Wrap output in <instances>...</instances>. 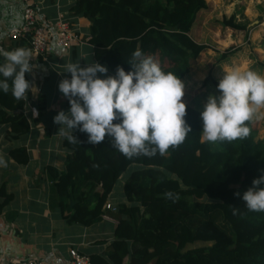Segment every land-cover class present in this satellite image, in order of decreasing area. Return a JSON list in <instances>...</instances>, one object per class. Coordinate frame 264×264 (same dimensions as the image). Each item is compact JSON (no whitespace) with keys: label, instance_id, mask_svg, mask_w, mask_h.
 Listing matches in <instances>:
<instances>
[{"label":"trees","instance_id":"trees-1","mask_svg":"<svg viewBox=\"0 0 264 264\" xmlns=\"http://www.w3.org/2000/svg\"><path fill=\"white\" fill-rule=\"evenodd\" d=\"M208 7L207 0H78L71 10L91 21L95 59L113 74L118 67L131 71L128 63L139 50L182 79L212 49L191 35L199 12ZM222 22L246 32L235 14ZM29 46L30 36L10 39L8 50ZM236 51L230 47L220 52L219 60ZM4 62L0 56V64ZM208 79L218 85L211 71ZM8 83L9 91H0V125L10 127L6 139L16 141L28 134L30 123L25 97L15 99L11 79ZM46 103L40 97L39 110ZM186 105L192 131L164 155L129 158L109 138L90 144L88 135L76 128L64 140L69 151L65 169L47 167L52 206L68 212V223L84 226L102 219L110 194L132 168L123 184L125 201L116 204V213L109 212L116 220L114 238L103 254L92 257L93 264H264V211L248 210L242 199L253 179L264 174V138L258 137L257 123L253 118L246 122L245 138L208 142L202 134V111ZM10 154L18 164L30 160L25 147H14ZM0 195L5 197L1 215L11 196L3 185Z\"/></svg>","mask_w":264,"mask_h":264},{"label":"clouds","instance_id":"clouds-1","mask_svg":"<svg viewBox=\"0 0 264 264\" xmlns=\"http://www.w3.org/2000/svg\"><path fill=\"white\" fill-rule=\"evenodd\" d=\"M0 91L21 100L31 85L25 73L31 71V54L25 48L0 49ZM131 71L118 67L116 74L101 78L108 69L100 63L68 64L71 79L62 80L59 90L69 98L70 109L60 111L54 122L69 130L79 128L90 144L109 138L112 147L126 157L164 155L183 143L191 127L187 124L185 84L174 72L165 71L152 56L137 50ZM219 95L210 94L200 113L203 139L208 142L234 141L249 134L246 124L264 107V75L234 68L225 72L217 85ZM33 116L39 113L35 109ZM114 121H119L114 123ZM58 132V133H59ZM73 137H69L72 139ZM0 159V165H4ZM173 198L172 193H166ZM236 195H240L236 193ZM250 211H264V174L253 179L242 195Z\"/></svg>","mask_w":264,"mask_h":264},{"label":"crops","instance_id":"crops-1","mask_svg":"<svg viewBox=\"0 0 264 264\" xmlns=\"http://www.w3.org/2000/svg\"><path fill=\"white\" fill-rule=\"evenodd\" d=\"M32 1L41 22L54 25L57 18L62 16L83 36V41L70 49H56L48 60L43 62L28 49L31 54V71L26 72V75L31 88L25 96L24 111L30 123V130L25 137L9 141L6 139V133L10 127L0 125V159L5 162L4 165H0V186L3 185L7 195L11 196L0 215V264H13L27 259H35L42 264H70L71 249L90 257L103 254L112 242L116 229V222L103 216L99 222L91 226L68 223L66 219L68 212L62 213L51 204V183L47 179L48 166L60 171L65 169L69 151L64 147V140L76 129L62 127L59 132L61 125L54 122V117L60 111L70 109L69 98L59 90L58 85L65 78L71 77L70 73L65 72L68 64L80 62L81 67H86L88 63L97 61L93 45L90 43L91 21L71 10L78 0ZM212 1L215 2L207 0L208 9L213 6ZM237 1L229 0L232 5L225 6L233 7ZM208 9L199 12L196 22ZM23 11V0H0V49L14 50H8L10 43L8 35L22 24ZM233 14L237 18L235 11L231 15ZM261 18L264 19V16ZM237 22L244 23L239 19ZM262 42L263 37L259 43L251 37L250 44H256L260 48H254L255 54L250 52L253 56L248 57L251 63L247 65V70H253L260 75H264ZM255 64H258V67L253 69L252 66ZM98 75L105 78L106 75L115 74L108 69L107 74ZM42 96L47 102L46 108L39 110L38 102ZM33 109L38 111V116L32 115ZM254 117L263 121L264 107L258 110L253 119ZM263 136H259L258 133L259 138L262 139ZM14 147L27 149L30 156L27 164H18L11 157L10 149ZM123 179L125 182L124 177L120 180ZM4 200L5 197L0 195V203Z\"/></svg>","mask_w":264,"mask_h":264},{"label":"rangeland","instance_id":"rangeland-1","mask_svg":"<svg viewBox=\"0 0 264 264\" xmlns=\"http://www.w3.org/2000/svg\"><path fill=\"white\" fill-rule=\"evenodd\" d=\"M212 5L210 9L199 16L191 32L196 41L206 43L212 49L204 51L193 62L189 73L181 79L185 84V96L182 99L186 104L200 111L203 110L210 94L219 95L217 86L212 79L205 80L209 72L211 71L212 77L219 83L225 72L234 68L247 70V65L251 63L248 57L253 56L250 55V52L255 54L254 48H260L256 44H250L251 37H254V41L257 43L261 37H264V30H261L264 28V19L261 18L264 16V0H238L237 4H233V7L225 6L232 5L229 0H215V2L212 1ZM234 11L237 14V19L246 23V32L233 31L223 24V18L225 16L230 17ZM230 47H237L236 53L227 60H219L220 52L223 53ZM252 67L256 69L258 64ZM254 120L257 123L259 136H263L264 120H258L256 117ZM131 170L132 168L128 169L122 177L127 178ZM123 184L124 179L119 180L108 198L114 204L125 199Z\"/></svg>","mask_w":264,"mask_h":264},{"label":"built area","instance_id":"built-area-1","mask_svg":"<svg viewBox=\"0 0 264 264\" xmlns=\"http://www.w3.org/2000/svg\"><path fill=\"white\" fill-rule=\"evenodd\" d=\"M24 11L22 24L9 32L11 40H18L30 36L29 50L37 57L42 56L45 60L56 49H70L83 41V36L78 33L68 21L59 16L54 25L41 22L38 10L32 0H23ZM71 79V77L65 78ZM103 217L107 220L116 221L109 212H117L116 205L107 202ZM111 216V217H110ZM70 264H93L92 257L81 253L76 249L70 250ZM13 264H42L35 259H27Z\"/></svg>","mask_w":264,"mask_h":264}]
</instances>
